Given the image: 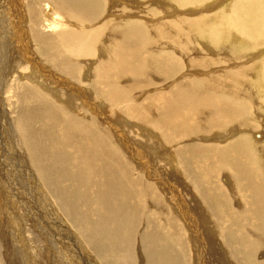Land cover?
Wrapping results in <instances>:
<instances>
[{
  "label": "bare ground",
  "instance_id": "bare-ground-1",
  "mask_svg": "<svg viewBox=\"0 0 264 264\" xmlns=\"http://www.w3.org/2000/svg\"><path fill=\"white\" fill-rule=\"evenodd\" d=\"M145 1L0 0V187H20L0 189L8 218L24 191L52 237L42 264H264V0L212 15L208 0H173L188 12L169 21L134 10ZM118 128L164 143L174 190L145 181L131 160L145 144Z\"/></svg>",
  "mask_w": 264,
  "mask_h": 264
},
{
  "label": "rangeland",
  "instance_id": "rangeland-1",
  "mask_svg": "<svg viewBox=\"0 0 264 264\" xmlns=\"http://www.w3.org/2000/svg\"><path fill=\"white\" fill-rule=\"evenodd\" d=\"M106 1H108V2H106ZM112 1V2H111ZM118 1V5H117V7H115L113 10H112V12H116L117 11V9H119V8H121L122 6H125L126 5V3L125 4H122L121 3V0H105V2H104V4H108V3H110V4H108V6L107 7H109L113 2V6L115 5V3ZM166 0H159V3H161V4H159V6H157V5H155V4H153L152 2H151V0H147V1H145V2H143L141 5H143V6H141V5H136L134 8H136V9H134L135 11L136 10H141V7H142V10H147L148 8L151 10L152 8H154V7H157V10H154L155 12H159V11H162V12H159L160 13V19H161V21H169V19H170V15H176L175 13L177 12V13H184V14H182L183 16L188 12V8H182V9H177V10H175L176 8H175V6L173 7V0H167L166 2H165ZM171 1V2H170ZM208 1H209V4H207L208 3ZM207 1V5L204 7L205 9L206 8H208V10L209 11H206L205 13H206V15H212V14H214L215 12H217V10L219 11V10H221V8L222 7H224V6H227L228 5V3L230 4V5H232V0H208ZM212 1V2H211ZM222 1H224V3H222ZM169 2V3H168ZM216 2V3H215ZM171 3V4H170ZM211 3V4H210ZM218 3V4H217ZM219 3H221L222 5H221V7L219 6L220 4ZM122 4V5H121ZM152 4V5H151ZM164 4H167L166 6H164ZM213 4V7H209V6H211ZM225 4H227V5H225ZM160 5H162V6H164V7H162V6H160ZM171 5H172V7H171ZM140 6V7H139ZM219 6V7H218ZM147 7V8H146ZM168 7V8H167ZM194 7H197V6H194ZM218 7V8H217ZM145 8V9H144ZM171 8V9H170ZM199 8V7H198ZM203 8V9H204ZM217 8V9H216ZM161 9V10H160ZM165 9L167 10V11H165ZM193 9V8H192ZM191 9V10H192ZM201 9V8H200ZM200 9H196L195 8V11H193V13L192 14H187V16L189 17H187L189 20H194V18H196V17H194L193 15H196V10H200ZM129 10H133V8L132 7H130L129 6ZM170 10V11H169ZM184 10V11H183ZM202 10V9H201ZM201 10L200 11H198V14H201ZM148 11V10H147ZM178 11H181V12H178ZM183 11V12H182ZM187 11V12H186ZM189 11H190V9H189ZM109 11H108V9L106 10V12L105 13H108ZM146 15V13H143V15ZM165 14H168V15H165ZM144 15V16H145ZM181 15V16H182ZM179 17V16H178ZM190 17L191 18H193V19H190ZM111 18V17H110ZM116 21V20H115ZM111 22H114V21H112L111 20ZM103 23H106V22H103ZM229 42V41H228ZM21 53V52H20ZM245 54L247 55L246 57L248 58V56H249V54L248 53H243V56L245 57ZM193 56H196V54H195V52H194V54H192ZM192 57V56H191ZM222 60H224L223 58H222ZM223 63V65H224V67H228V69H229V71H233L231 68H233V66H230L229 64H226V62L224 61V62H222ZM233 65V64H232ZM246 65V64H245ZM82 66H83V64H82ZM85 66V65H84ZM229 66H230V68H229ZM41 63H38L37 64V62L35 61V67L34 68H37L39 71H42L41 70ZM86 67V66H85ZM236 67H239V66H236ZM246 68H247V66H245ZM24 67H23V65L21 64V63H19V65H18V67L14 70V74H12V81L10 82V86H14L13 87V90H12V94H13V100H15V102L14 103H16L15 105H12L11 106V110L10 111H12V115H11V112L9 111V115H8V117H9V121H11L12 120V116H13V118H15V111L18 113V110H19V103L17 104V102H16V99H15V97H14V94H17L16 93V91H15V89H17V87H19V88H23V84H24V82H26V80H24L23 79V74L27 71H25L24 69H23ZM22 70V71H21ZM17 71V73H15ZM235 71V70H234ZM226 72H228V70H226ZM225 72V74H227ZM10 76V75H9ZM9 76H7V80H6V82H5V89L7 90V89H10L9 91L11 92V87L8 85V79H9ZM14 79V80H13ZM17 80H19V82H17ZM22 80V81H21ZM21 83V84H20ZM34 86H36V83H35V85ZM10 87V88H9ZM84 90H86V88L84 87L83 88ZM18 90V89H17ZM148 90H150V88H148ZM8 95V94H7ZM20 96H21V94H20ZM88 110V109H87ZM95 113V114H94ZM93 114L94 115H99L100 114V121L102 122V121H104L105 122V120L106 121H109V118L108 117H106L105 118V120H104V117L102 118L101 117V110L99 111V110H97V111H95ZM110 122V121H109ZM109 127V126H108ZM110 128V127H109ZM263 128V129H262ZM261 129H260V131H262L261 133L263 134V132H264V126L262 127ZM110 130L112 131V129L110 128ZM132 131V130H131ZM136 131V132H135ZM135 131H133V133L132 134H130L129 133V131H126V132H128V134L127 133H125V135L124 136H122V132H123V130L121 129V128H118V129H115V136L116 137H119L120 138V140L123 142V141H126L127 139H128V141L130 142H128L129 144H130V146L131 147H133V145H136L135 143H133L132 141H131V139H133V140H137V143L138 142H140L141 144L143 143V145H144V149H143V151L141 150V148L140 149H138L137 150V153H135L134 151H133V153H132V161L133 162H135V164L136 165H140V167L142 168L143 167V169H144V173H146L145 174V181L146 182H149V183H151V184H153L154 186H155V191H157L158 190V192H159V187L158 186H160L161 184L160 183H162V179H163V177H168L169 178V186H171V188L168 190V188L166 187V186H164L165 188H167V189H164V190H166V191H170V190H174V183H172V179H174V178H176V175H175V169H174V163H171V162H165V161H161V156H160V154H159V146H160V144H163L164 145V143L162 142L161 143V141H156V143H153V142H151V143H148V141L146 140V139H144L143 137H138V135H136L135 133H137V134H140V132H139V130L138 129H136ZM151 131H154L153 129L151 130ZM259 131V130H258ZM127 135V136H126ZM261 135V134H260ZM126 136V137H125ZM130 136V137H129ZM262 136V135H261ZM134 137V138H133ZM258 138L260 139V136H258ZM158 142V143H157ZM147 143V144H146ZM158 145V146H157ZM152 147V148H151ZM15 148L16 149H14V152L15 153H20V155H21V157L23 158V155L21 154V151H20V149H19V147H17V146H15ZM148 149H150V150H148ZM152 149V150H151ZM158 149V150H157ZM16 150H19V151H16ZM148 150V151H147ZM150 151V152H149ZM14 152H12V153H14ZM154 152V153H153ZM11 152H9L8 154H10ZM138 153H140V154H138ZM156 153V154H155ZM142 154H143V156H142ZM153 157V158H152ZM160 157V158H159ZM167 158L168 157H170V156H166ZM167 158L165 159V160H167ZM158 159H159V162H158ZM169 159V158H168ZM8 160V159H7ZM154 161H156V162H154ZM160 161H161V163H160ZM155 164V165H154ZM167 164H169V165H167ZM171 164V165H170ZM173 164V165H172ZM0 165H1V163H0ZM163 165H164V167H163ZM13 166L15 167V166H17L18 168H19V166L18 165H14L13 164ZM168 168H167V167ZM171 166H172V168H171ZM160 169H159V168ZM153 168V169H152ZM161 168H162V170H161ZM164 168V169H163ZM167 168V169H166ZM7 169H8V167H7ZM155 169V170H154ZM174 169V170H173ZM163 170H164V172H163ZM173 170V171H172ZM157 171V172H156ZM172 172H174V173H172ZM158 173V174H157ZM12 174V173H11ZM154 174V175H153ZM156 174V175H155ZM166 174V175H165ZM170 174V175H169ZM173 174V175H172ZM153 175V176H152ZM175 175V176H174ZM180 177V179H181V176H179ZM225 177L226 178H228V176H226L225 175ZM171 178V179H170ZM13 179V178H12ZM228 180V179H227ZM6 181V183H5V185H7L8 187H6L10 192H12L13 194H14V192L17 190V189H19L20 187H18V186H12V183H11V185L9 184V183H7L8 181L7 180H5ZM4 181V182H5ZM230 181V180H229ZM230 183V182H229ZM0 184H2L1 182H0ZM9 184V185H8ZM20 184V183H19ZM2 186V185H1ZM4 186V185H3ZM18 187V188H17ZM163 187V188H164ZM173 187V188H172ZM6 188H4V187H0V189H5L4 191H6L7 192V189ZM9 188H11L12 190H10ZM157 188V189H156ZM228 188V187H227ZM8 191V192H9ZM20 192H22V193H20V199H21V201H24L23 203L22 202H20V201H18V202H15V203H13V205H12V209L14 208L15 209V217H13L12 215H9V216H12L13 217V219H12V221H10V219L8 218V213H9V210L11 209V208H9V210H8V208L6 207V202H5V204H4V202H2L1 201V196L2 195H4V193L3 192H1L0 191V264H42L41 263V261H40V258H39V256H38V254L40 253V251H42V248L43 247H46V246H48V243L47 242H51L52 241V237H49V236H51V234H50V232L48 233V231H47V229L45 230H43L42 228H45V227H41L40 225H37L38 223H41L42 224V220H41V218H39L38 216H36V217H33L30 213H29V209H28V207L27 206H25L24 205V203H27V199H25V197H26V194H24V191H22V190H20ZM34 193V195L36 196L37 195V192L36 191H34L33 192ZM170 193H172V192H168L167 194L169 195ZM22 194V195H21ZM8 196H9V194H8ZM170 197H171V194H170ZM170 197H169V201H171L172 199H170ZM6 198H8V197H6ZM36 198H38V200H40V202H43V198H39V197H36ZM29 200V199H28ZM49 200H51V199H49ZM44 201H48V199L46 200H44ZM2 202V203H1ZM51 202H52V200H51ZM50 201H49V203L47 202V204H53L54 205V202H52L51 203ZM236 204H238V202H235ZM5 205V206H4ZM33 205H35V207H39L38 206V204H37V202H36V204H33ZM37 205V206H36ZM171 206H173L172 204H170ZM15 206V207H14ZM5 207H6V209H5ZM4 211H3V210ZM60 215V214H59ZM37 218V219H36ZM17 221V222H16ZM33 222V223H32ZM188 222H189V220H188ZM6 224H8V227H6ZM20 225V226H19ZM18 226V227H17ZM15 228H17V229H15ZM15 230H19V233L17 232V231H15ZM21 231H24V233H25V236H24V238H22L21 239V235L22 234H20V232ZM46 233H45V232ZM50 231V230H49ZM9 232V233H8ZM140 234H143V232L142 231H140L139 232ZM50 234V235H49ZM49 237V239H47ZM66 237V236H65ZM202 237V236H201ZM50 238H51V240H50ZM64 238V237H63ZM205 236H203V241L205 242V244L207 245V241L205 240ZM23 239L25 240V244H24V241H23ZM3 240V241H2ZM20 240L23 242V243H21L20 242ZM64 240H66L65 238H64ZM67 241V240H66ZM66 243H68V241L66 242ZM139 244V243H138ZM24 245H25V247H24ZM67 245H69V247H70V245H71V247H74L73 246V243L72 244H70V243H68ZM22 248H24V249H22ZM74 248H72V249H70V250H73ZM21 250H23V251H21ZM27 250V251H26ZM24 251L26 252V253H24ZM18 253V254H17ZM30 253V254H29ZM56 253V252H55ZM13 254V255H12ZM60 254V255H59ZM58 255V256H57ZM64 254L60 251V253L58 252V254L56 253V255H54L53 253H52V255H51V258H53V259H56L55 260V262H58L57 261V258H59V259H61L62 258V256H63ZM12 256V257H11ZM54 256V257H53ZM57 256V258H55ZM34 257V258H33ZM205 257H207V255L205 256ZM32 259V261L30 260V259ZM20 259V260H19ZM28 259V260H27ZM206 259V258H205ZM16 260V261H15ZM18 260H19V262H18ZM60 263V262H59ZM44 264V263H43ZM47 264H49V263H47ZM62 264V263H61ZM205 264H209L208 262H207V260H205Z\"/></svg>",
  "mask_w": 264,
  "mask_h": 264
}]
</instances>
